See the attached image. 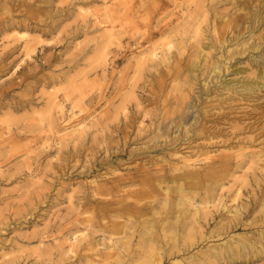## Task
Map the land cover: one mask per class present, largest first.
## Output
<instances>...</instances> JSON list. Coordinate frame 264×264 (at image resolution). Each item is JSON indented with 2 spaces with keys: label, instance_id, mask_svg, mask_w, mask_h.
Here are the masks:
<instances>
[{
  "label": "rangeland",
  "instance_id": "1",
  "mask_svg": "<svg viewBox=\"0 0 264 264\" xmlns=\"http://www.w3.org/2000/svg\"><path fill=\"white\" fill-rule=\"evenodd\" d=\"M257 10L0 0V264H264Z\"/></svg>",
  "mask_w": 264,
  "mask_h": 264
},
{
  "label": "bare ground",
  "instance_id": "2",
  "mask_svg": "<svg viewBox=\"0 0 264 264\" xmlns=\"http://www.w3.org/2000/svg\"><path fill=\"white\" fill-rule=\"evenodd\" d=\"M257 16H255V17H257V20L258 21H262V22H264V12H260L259 10H257ZM255 14V15H256ZM260 24V23H259ZM262 78H264V72H262ZM64 128V127H63ZM102 132V131H101ZM181 200V199H180ZM186 201V200H185ZM203 202V201H202ZM196 203V202H195ZM203 204V203H202ZM201 205V204H200ZM175 212V211H174ZM173 212V213H174ZM204 212V211H203ZM236 212V211H235ZM235 212H234V215H235ZM176 213V212H175ZM238 213V212H237ZM199 215V213H198V211L196 210V216L195 217H197ZM176 216V215H175ZM240 216V215H239ZM177 217V216H176ZM202 222V221H201ZM175 224V223H174ZM193 224V223H192ZM121 225V224H120ZM119 225V226H120ZM176 227V226H175ZM120 229V228H119ZM113 230V229H112ZM168 230V229H167ZM115 231V230H114ZM120 231V230H119ZM147 232V231H146ZM115 233H117V232H115ZM148 234V233H147ZM162 235V234H161ZM78 237H79V235H77ZM154 236H157L156 234L154 235ZM235 237V236H234ZM239 237V236H238ZM148 238V237H147ZM76 240V239H75ZM163 240V239H162ZM139 242V241H138ZM158 242V241H157ZM170 243V242H169ZM164 244V243H163ZM123 246V245H122ZM159 246V245H158ZM118 251H119V249H118ZM121 251H122V249H121ZM124 252V251H123ZM141 252V251H140ZM213 253V252H212ZM215 254V253H214ZM216 256V255H215ZM107 257V256H106ZM214 263V262H213Z\"/></svg>",
  "mask_w": 264,
  "mask_h": 264
}]
</instances>
